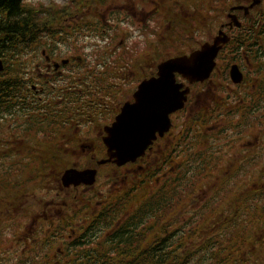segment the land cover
<instances>
[{
	"label": "trees",
	"instance_id": "obj_1",
	"mask_svg": "<svg viewBox=\"0 0 264 264\" xmlns=\"http://www.w3.org/2000/svg\"><path fill=\"white\" fill-rule=\"evenodd\" d=\"M95 1L105 3L107 0ZM171 1L159 6L157 12L160 22H169L167 40L161 42L163 51L177 49L178 45L195 48L200 44L197 38L206 30H212L215 20L218 23L219 17L232 4L241 3V0H181L180 13L177 12L178 1ZM71 2L70 7L52 3V6L42 8L24 0L0 1V57L4 54L7 60L0 75V118L4 115L7 97L11 108H31L25 112L36 115L38 125L30 130L41 138L57 137L56 130L66 127L65 121L57 122V116L55 120L54 108H58V114L61 111L66 114L69 108L74 116L77 113L94 114L96 110L90 108L91 100L95 99L94 103L98 105L119 90L115 85L117 76L110 79L113 70L132 67L139 49L135 45L124 48L120 56L108 61L109 70L104 72L101 67L106 63L98 58L102 48L95 47L96 58H84L78 64L80 67L72 72V89L64 85L62 96L50 98L51 103L30 100L27 92L18 87L19 78H11L14 85L6 93L3 75L29 74V79L35 77L36 66L28 59L37 56L45 36L49 38L46 43L49 45L50 39L61 33L60 24L72 18L90 0ZM257 8L258 11L243 16L241 27L229 30L231 39L224 47L230 64L236 62L243 66L244 83L248 87L225 101L223 108L228 105V112L223 125L217 129L211 127L214 119L210 118L214 116L189 122L181 131V145L169 151L178 154L177 148L181 146L182 160L178 157L172 160V173L159 184L154 181L156 173L152 171L151 175H146L147 181L156 184L152 193H149V184L147 187L129 185L116 196L112 193L106 197L108 201L101 212L90 221L88 237L105 238L104 248L93 247L96 257L102 251L104 264H236L229 261L241 260L243 255L239 252L264 250V237H247L248 234L264 233V187L250 190L248 205L236 208V217L232 220L226 204L230 192L227 187L233 186L231 179L238 172L248 175L251 181L264 180V7L259 5ZM214 15L215 20L212 19ZM154 31L156 33L157 29ZM73 51H80L76 42ZM184 53L186 50H181V54ZM22 57L25 62L12 60ZM166 57L169 56L162 59ZM88 81L94 84L91 87L93 92L87 91L90 87L85 83ZM120 91L123 93L124 89ZM253 135L256 139L252 147L247 148L246 141L241 144ZM244 153L251 155L249 159L234 157ZM93 166L97 164L93 163ZM10 183L2 184L19 190L21 184ZM108 184L106 182L104 186ZM201 195L204 198L197 200ZM141 196L146 197L142 199ZM243 202L246 200H237L238 205Z\"/></svg>",
	"mask_w": 264,
	"mask_h": 264
},
{
	"label": "flooded vegetation",
	"instance_id": "obj_2",
	"mask_svg": "<svg viewBox=\"0 0 264 264\" xmlns=\"http://www.w3.org/2000/svg\"><path fill=\"white\" fill-rule=\"evenodd\" d=\"M0 1H15V0H0ZM25 2H31L33 0H24ZM43 1V0H41ZM47 3L52 2V0H46ZM157 5H160V1H156ZM164 4L162 0L161 5ZM249 4V3H248ZM225 27L230 28L228 25ZM110 43V42H109ZM43 44V46H42ZM41 46L44 47L41 49V56L42 57H35L28 59L31 64L36 66L35 70V77L29 79V74H19V75H10L8 73L4 74L3 77L5 79V90L6 93H9V90L12 89L14 85L11 82V78H19L17 83L19 88H23L27 92V96L30 100H35V102H42V103H51L50 98H56L57 96H62V87L66 85L71 90L73 87L72 82L70 81V73L66 74L64 69L69 66L71 61H79L81 64L83 59L77 57L78 60L70 58L69 63L65 65H61L57 70L54 68V63L57 62L55 55H56V46L58 45L57 36L50 39L49 45H44L42 43ZM122 44V42H120ZM222 54H225L224 48L221 50L219 57L217 59V66L214 72L211 74L210 78L203 81V82H193L185 78L183 75L178 74L177 80L179 82L184 83L185 89L187 86L190 87V93L188 94V100L186 101L185 107L181 110H178L171 114L172 119V127L171 129L165 133L164 136L158 137L157 140L150 146V148L146 151V154L139 158L134 163H128L124 166L118 167L114 163H108L104 165H99V161L102 159H106L107 155V148L104 147V137L107 135L105 130L106 126L112 125L115 121L116 116L120 113L122 106L125 102L131 101L133 102L134 93H132V100L124 99V92L122 93L120 90L123 88L121 82V74L113 73L110 79H113V76H117L115 79V85L118 86V91L114 92V94H110L107 96L105 100H102L100 104H95V99L91 100L90 108L95 109L96 112L94 114H85L81 115L77 113L75 116L72 113V109H68L66 114H63V111L58 114V108H54L53 115L57 116V122H64L66 124L65 129H57L58 131L57 137L48 138V137H37L36 132L30 130L31 128H37L38 119L37 116L25 112V110H31V108L16 106L14 108L10 107V99L6 98V108L3 115V119L5 121H11L14 119H19L22 122L19 125L22 127L23 124L27 126L25 128L23 126L22 132L27 134H31L32 137L29 139L25 138H9L4 140L5 145H9L7 151L12 152L11 155L8 154L7 157L12 159L7 165L11 167L9 169H24V168H35L36 166L40 167V160L42 161V166L49 168L53 174V176H60L57 174V169L55 165V161L63 160L70 155H73V149L77 148L78 145H81V148L84 150L86 147L91 146L92 150L88 151L85 154L88 161L91 163H96L98 166L89 165L86 167H80L79 165H71L67 167L61 174V178L56 180L57 186H60V189H65L67 192L65 194V199L61 202L55 198H62L63 196L60 193H57V196L54 198L53 201L48 203H39L34 204L35 212L34 218H32V225L30 230L26 226L23 228V232H25L24 237H3L4 240L9 242V245L6 246L3 243L0 244V263L7 262L10 264H104V257L102 255V251L98 252V257H96V251L93 249L96 245L101 246L102 248L105 247V238L104 237H88V229L90 226V221L94 220V216L98 215L103 206L106 205L108 201L106 197L112 194L114 196L120 194L123 188H127L129 185L133 187H138L140 184L147 185L149 184V193L153 192L154 187L156 184L152 183L151 181H147L145 178L146 175H151L156 173V177H154V181L159 184L164 181L165 178L168 177L169 174L172 173V160H175L178 157L182 160L181 157V146H179L178 154L176 151L169 153L172 149H176L177 145H181V131L186 127L189 122H193L197 120L199 117H209L214 116V118H210L214 122L210 125L211 127L217 129L220 128L224 120L226 118L228 112V105L223 108L225 101L223 100L222 96L217 95L216 85L220 78H224L228 80V87L230 95H239L242 90H246L248 85L244 82L241 84H235L232 82L230 74L222 73V75L216 74L218 68L220 66V57ZM3 61L5 65H7V60L4 58ZM164 57V56H163ZM162 57V58H163ZM1 58V57H0ZM159 59V63L164 59ZM13 62H25V57L21 59H12ZM61 61V60H60ZM59 61V62H60ZM108 61V60H107ZM107 61L101 60L102 63H106L104 67L102 66V70L104 72L108 71L109 68L107 67ZM158 63V64H159ZM158 64H155L157 66ZM234 64L231 63L230 66ZM249 66V63L247 64ZM44 66V67H43ZM154 66V67H155ZM243 69V66L240 65ZM230 68V67H229ZM154 70V69H153ZM244 70V69H243ZM155 74V71H152L148 77H151ZM40 80V81H37ZM85 85L90 87L87 89L88 92H93L91 87L94 86L93 83L90 81L86 82ZM201 87L202 91H205V87L207 90L210 89V96L209 100H204L205 104H198L195 106L197 98L193 99V91L194 89H198ZM24 91V92H25ZM126 98V96H125ZM62 98H60L61 100ZM116 102H110V101ZM28 101V100H26ZM62 101V100H61ZM219 103V106H215ZM114 107V111L111 110V107ZM118 105V106H117ZM230 106V105H229ZM193 108V110H192ZM36 111V108L34 107ZM188 112V113H187ZM185 114V118L182 116ZM181 121L175 122L174 118H180ZM104 120L106 125L103 127V132L100 131V135L94 139L93 142L95 143H82L83 137L89 134V131L99 126L100 122ZM74 124H76V128L74 129ZM9 126V125H8ZM20 127V128H21ZM101 129V125H100ZM56 135V133H55ZM100 140V141H99ZM259 142V140H258ZM46 145H51L49 149L53 151V149H57L60 152H56L53 154H48L47 156L40 153L41 150H47ZM99 145V146H98ZM35 146V153H30L34 151L32 147ZM90 153V154H89ZM4 154V153H3ZM152 155H154L153 158ZM177 155V156H176ZM167 156V158H166ZM251 155L247 154H237L234 157L236 159L241 158L242 160L249 159ZM166 158V159H165ZM171 159V160H170ZM263 160V158H261ZM37 160V162L33 163V161ZM170 160V162H169ZM177 160V159H176ZM107 167H111L114 170V177H111V183H118V179L121 178L120 181V190H117L112 193L102 192L99 188L106 184V181L100 182L97 184L100 176L102 175V169H106ZM129 167H133L130 171H127L128 174L123 175L120 177L119 171L122 169H130ZM69 168H76L78 170H84L87 168H96L97 172V179L94 185H88L82 183L80 185H70L65 186L63 184V174ZM160 168L159 170H156ZM228 173H233V171H228ZM263 173V171H262ZM251 178L247 175L237 173L236 177L231 179L233 186L227 187L230 191L227 197V207L228 212L230 215V220L236 217L234 210L238 207L245 208L248 205L249 199V192L250 190H260L264 187V180H250ZM253 179V178H252ZM109 182V181H107ZM109 182V184H110ZM108 184V186H109ZM81 189L82 191L89 193L91 190L96 191V193L100 194V198L102 200L96 201L94 204L93 202H82L87 209L83 210L81 205H79V201L74 199L77 198V195L73 193L74 190ZM217 189V187L215 188ZM77 193V192H76ZM101 194H106L101 196ZM142 199L146 196H141ZM239 198L245 199L246 202L241 203L238 205L237 200ZM28 205V204H26ZM77 216L78 220L74 221V217ZM57 217V220L54 219ZM22 225L28 220L23 219ZM22 231V230H21ZM264 231V228H263ZM31 232V233H28ZM247 237H264V233L261 234H248ZM3 240V241H4ZM98 240V242H97ZM14 242V244H10ZM89 247H92L89 249ZM75 248V249H73ZM85 248V249H80ZM242 256L241 260L239 259H231L230 263L236 264H264V250L260 251H241L239 252ZM76 254H79L80 257H74ZM11 261H7V259ZM14 261V262H12Z\"/></svg>",
	"mask_w": 264,
	"mask_h": 264
},
{
	"label": "rangeland",
	"instance_id": "obj_3",
	"mask_svg": "<svg viewBox=\"0 0 264 264\" xmlns=\"http://www.w3.org/2000/svg\"><path fill=\"white\" fill-rule=\"evenodd\" d=\"M71 1L72 0H52V2L47 3L46 0H33L31 3L36 6L43 7L48 5L52 6V3L61 7H70L73 4ZM156 1H160L162 3V0H107L105 3L90 0V2H86V4H84V8H82L83 10L80 9V11L73 14L72 18L74 19L70 17L67 21L60 24L59 28L63 29V32L57 35L58 45L56 46V60L60 61L63 58H69L78 54L83 57L95 59V47L101 46L103 48L101 49L98 58L107 61L108 57L109 60H111L116 56H120L123 53L124 48H132L133 45L138 46L139 43L141 47L137 49V54H135L132 67H126L123 69L118 67L117 71L113 70V73L115 74H123L121 76L122 86L125 91L123 101L125 102L127 99L132 100V93L135 91L139 83L138 77L140 76L141 78L146 75H150L151 72L154 71L153 69L155 64L160 61L159 59L166 54H175L174 52L177 51L178 48L179 50L185 49L188 52L191 50L190 46L188 47L185 45H178L177 49H168L166 51H163L161 47H157L160 42H166L165 40H167L166 36L169 33V28L166 20H162L160 22L158 19L157 12L159 11V5H157ZM163 1L170 3L171 0ZM192 1L196 2L197 0ZM241 1L247 4L250 0ZM261 4V6L264 7V0ZM178 6V10L181 11V0H178ZM222 8L224 9V7ZM255 10L258 11V8ZM81 18H83V20H80ZM212 19L215 20V15ZM227 21L228 18L225 12L222 17H219L217 28L214 26L212 30H206V32L197 38L200 42V44L197 45H201L205 41H211L217 34L219 25ZM79 22H83V24ZM161 26H163V28L159 29ZM155 29H157L156 33H154ZM111 37L113 38V44L108 45L107 42H109L110 39H107ZM48 41L49 38L45 36L42 43L46 45ZM75 42L80 48L79 52L73 51ZM120 42L126 43V47L123 44L121 45ZM150 43L153 52L149 55H153L151 56L152 58H150L148 54H143V52L148 49L146 47H148ZM105 45H108L109 48H104ZM42 48L44 47L39 48L37 51V57H42ZM169 51L171 53H168ZM220 59V66L216 74L222 75V73H225V70H229L230 62L225 54H222ZM226 63H228L227 67ZM79 67L80 66H77L76 62H73L71 68L66 67L64 72L67 74L68 71ZM228 82L229 78L228 80L220 78L217 82H215V92L217 95L222 96L224 101H229L232 97L229 93ZM210 94V89L207 90L206 87L205 91H202L201 87L198 89L195 88L193 91V99L197 98L195 106L199 103L204 105L205 103L202 101L209 100ZM110 102L116 101L112 100ZM115 106L116 105L111 107V110L114 111ZM185 117L186 116L184 114L182 118ZM174 121H181V116L180 118H174ZM21 122L22 121L19 119L5 121L3 118H0V244L3 243L4 245L6 244V241L3 237H24L25 232H23V228L25 227V224L29 230L31 226H33L32 218H34L35 212L34 204L51 202L57 196V193H60L63 197L55 199L60 202L62 201L60 199H65L67 191L65 189L61 190L60 186H57L56 180L61 178L62 172L67 167L74 164L79 165L80 167L93 165V162L91 163L88 161V158L85 156L88 151L92 150L93 145L90 144L91 146L86 147L84 150L81 148V145H78L77 148L73 149V155H70L63 160L55 161L57 174H60V176H53L49 169L51 166L46 169L42 166V161L45 160H40V167L36 166L32 169H14L13 171V169H9L11 167L7 168L9 162L12 161V159L8 158L7 155H11L12 152L7 151L10 146L5 145L6 142H4V140L11 137L25 139L32 137L31 134L26 135L22 132L23 126L25 128H27V126L23 124L21 127L19 125ZM106 122L102 120L99 123L101 125V129L100 125L92 128L89 131V134L83 137L82 143H95L93 142L94 139L100 135V131L103 130L104 125L108 124ZM255 139V135H253L251 138H245L241 144L246 141L245 146L247 148L252 147ZM50 146L51 145H46V147H42L47 148V150L40 149V153L45 156L56 152L61 153V151H58L57 149H53V151H51L49 149ZM32 148L35 151V146ZM30 153H32V151ZM153 157L154 155H152L151 158ZM35 162H37V160L33 161V163ZM129 168L130 169H122L119 171L120 177L128 174L127 171H130L133 167ZM114 175V170L111 167L102 169V175L100 176L97 184L103 182L104 180L106 182H110L111 177H114ZM119 180H121V178L118 179V183L114 184L110 182L109 186L104 187V185H102L99 189L102 192H106L108 190V193L120 190L121 184ZM7 181L11 182L10 184L13 185L21 184L19 186V190L12 189L11 186L2 184H5ZM73 193H76L77 199L75 200H80L78 203L81 205L83 210H86L87 207L82 203V201L89 203V199L92 198V202L94 204L96 201L102 200V198H100V194L96 193L94 190L86 193L81 189H78L74 190ZM104 195L106 194H101V196ZM205 195L206 194H203V196ZM203 196L201 195V197L197 198V200L204 198ZM24 218L28 220L24 223V225H22ZM54 219L57 220V217H54ZM78 219L79 218H77V216L74 217V221ZM10 244H14V242ZM7 245H9V242H7L6 246ZM7 261L11 260L8 258ZM1 264L10 263L2 262Z\"/></svg>",
	"mask_w": 264,
	"mask_h": 264
},
{
	"label": "water",
	"instance_id": "obj_4",
	"mask_svg": "<svg viewBox=\"0 0 264 264\" xmlns=\"http://www.w3.org/2000/svg\"><path fill=\"white\" fill-rule=\"evenodd\" d=\"M260 2L261 0H253L249 6L238 5L232 7V10L244 9L245 13H248L250 8ZM228 16L231 27L241 26L238 15L229 13ZM229 40L230 36L220 29L212 42H205L190 54L164 60L158 65L157 75L142 80L134 93L135 100L125 102L112 125L106 126L107 135L104 137V143L108 158L102 159L99 164L113 162L123 166L144 156L158 136H164L172 127L170 115L184 108L188 100L190 87L182 89L185 84L178 82L177 73L187 78L190 83L205 81L211 76L217 64L216 58L220 50ZM68 61L69 59H65L62 63L66 64ZM54 66L57 69L60 64L55 63ZM3 69L4 63L0 59V73ZM230 75L235 83H240L244 79L238 64L231 66ZM97 172L96 168L67 169L62 177L63 184L93 185Z\"/></svg>",
	"mask_w": 264,
	"mask_h": 264
}]
</instances>
